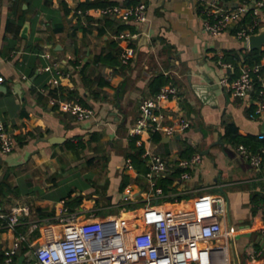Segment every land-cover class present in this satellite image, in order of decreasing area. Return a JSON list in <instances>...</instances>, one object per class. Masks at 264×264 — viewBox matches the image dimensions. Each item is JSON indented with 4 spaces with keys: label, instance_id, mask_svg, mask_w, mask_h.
I'll return each instance as SVG.
<instances>
[{
    "label": "crops",
    "instance_id": "1",
    "mask_svg": "<svg viewBox=\"0 0 264 264\" xmlns=\"http://www.w3.org/2000/svg\"><path fill=\"white\" fill-rule=\"evenodd\" d=\"M80 1L0 0V119L15 139L10 153L0 152V208H26L16 232L36 223L29 237L34 244L61 237L63 225L55 217L64 201L79 222L115 217L129 237L140 229L148 206L181 220L193 216L198 197L220 195L223 234L209 243L221 255L215 263L264 264V165L253 168L234 148L264 140V112L250 118L254 93L233 97L219 84L238 75L251 49L231 31L206 32L201 0H113L125 6L143 2L142 23L114 15L107 21L96 11L100 5L81 9ZM121 32L140 35L128 41ZM142 34L147 43L139 45ZM128 45L135 55L123 63ZM116 49L123 68L95 61ZM53 63L63 76L50 88ZM255 63L260 65L255 78L264 85V55ZM161 74L178 88L177 97L160 101L165 124L184 118L189 127L170 135L149 130L133 136L139 105L154 95L151 82ZM59 101H77L94 114L78 120L61 111ZM227 123L237 127L239 142L225 135ZM138 141L159 154L168 170L149 178L142 151L129 156L142 149ZM194 154L199 162L184 169L180 162ZM183 171L188 177H181ZM14 236L0 221V259ZM31 249L25 246L19 255L27 257Z\"/></svg>",
    "mask_w": 264,
    "mask_h": 264
},
{
    "label": "built area",
    "instance_id": "2",
    "mask_svg": "<svg viewBox=\"0 0 264 264\" xmlns=\"http://www.w3.org/2000/svg\"><path fill=\"white\" fill-rule=\"evenodd\" d=\"M203 8V29L211 35H220L231 31L233 36L247 44L248 37L260 26L258 17L261 0L250 3L233 0L230 6L222 3L230 0H201ZM252 9L253 17L249 22H241L244 14ZM100 15H114L123 20L142 23L146 20V5L143 2L131 6L110 4L97 8ZM139 32H121L119 37L131 41L137 39ZM135 55V49L128 45L121 53L123 63H128ZM49 57V53H45ZM50 68V67H47ZM260 65L243 64L239 73L233 78H221L222 85L233 97H244L254 93L255 107L248 113L250 118H256L264 112V85H256L255 75H258ZM63 72L55 63L52 65V75L49 79L50 88L60 83ZM2 78L0 77V82ZM178 88L168 82L152 96L145 98L139 105V116L130 129L131 135H139L144 131H161L165 134L182 133L189 127L188 120L165 124V114L160 110V101L175 98ZM58 108L76 116L78 120L91 118L93 110L82 106L77 101H59ZM263 138V135H259ZM142 148V155L147 161V176L159 175L168 170V164L157 153L145 147L142 141L137 142ZM15 147L14 136L8 131L0 119V152L10 153ZM235 150L256 169L264 165V148L253 151L244 144H238ZM200 160L198 154L184 159L180 165L184 169L195 166ZM188 172L181 173L182 178L188 177ZM156 194L161 188H155ZM61 202V207L55 220L63 225L61 237L34 244L29 238L38 228L31 223L26 232H16L22 214L26 208L16 207L10 212L0 208L2 227L15 231L11 243L4 249L0 264H15L20 251L26 246L31 254L25 256L23 264H216L215 257L218 248L209 243L223 234L220 217L225 213L224 198L220 195H204L193 203V216L181 220H170L164 210L157 206H148L140 215V229L128 237L127 229L121 220L112 217L106 220H89L79 222L77 212L71 211ZM264 237V228L261 231ZM219 250V249H218Z\"/></svg>",
    "mask_w": 264,
    "mask_h": 264
},
{
    "label": "trees",
    "instance_id": "3",
    "mask_svg": "<svg viewBox=\"0 0 264 264\" xmlns=\"http://www.w3.org/2000/svg\"><path fill=\"white\" fill-rule=\"evenodd\" d=\"M237 1L244 2V3H250L249 0H237ZM114 3L115 1L113 0H102V1H95V2H91L89 0H82L80 1L79 6L81 9H86L90 6L100 5L101 7H104L106 5H110ZM260 11L262 15H258L257 18H259L260 24L264 25V5L260 8ZM104 16H106L107 21H110L109 15H104ZM252 17H253V12H252V9H250L244 14L240 23L249 22L252 19ZM263 55H264V51H258L256 49L249 50L248 54L243 56L242 61L244 63L254 64L255 62H258ZM95 61L106 62L112 65L113 64L119 65L120 68L124 67V65L121 64L120 62L119 49H116L115 51H110L105 54H99L95 57ZM167 81H168V78L164 77L162 74L158 75L157 77H154L151 82V85H155L153 92L156 93L160 89V87L164 85ZM255 81H256V85L260 84L259 82H257L256 78H255ZM225 135L228 137V139L231 138L232 143L233 141L239 142L237 141L239 138V133H238L237 127L233 123L226 124ZM262 146H264V140H260V141L252 143L250 148L253 151H259ZM141 151L142 149L134 148L133 152L129 153V156H131L132 159H134L135 156H138L139 154H141ZM262 155H263V160H264V152L262 153Z\"/></svg>",
    "mask_w": 264,
    "mask_h": 264
},
{
    "label": "water",
    "instance_id": "4",
    "mask_svg": "<svg viewBox=\"0 0 264 264\" xmlns=\"http://www.w3.org/2000/svg\"><path fill=\"white\" fill-rule=\"evenodd\" d=\"M29 20H30V16L27 15L21 31V34L25 37L27 36V32L29 30ZM146 43H147V36L146 34H142L138 44L142 45ZM263 45H264V26H260L255 33L251 34L248 37L246 46L251 50L256 49L258 51H261ZM176 137L179 138V134H177ZM48 140L52 141L51 139ZM24 259L25 256L23 254L19 255L15 264H23Z\"/></svg>",
    "mask_w": 264,
    "mask_h": 264
},
{
    "label": "bare ground",
    "instance_id": "5",
    "mask_svg": "<svg viewBox=\"0 0 264 264\" xmlns=\"http://www.w3.org/2000/svg\"><path fill=\"white\" fill-rule=\"evenodd\" d=\"M224 253H225V251H224Z\"/></svg>",
    "mask_w": 264,
    "mask_h": 264
}]
</instances>
